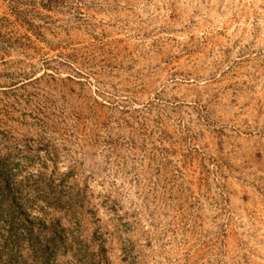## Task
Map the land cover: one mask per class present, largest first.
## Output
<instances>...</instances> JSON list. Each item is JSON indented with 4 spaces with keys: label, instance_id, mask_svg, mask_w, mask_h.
<instances>
[{
    "label": "rangeland",
    "instance_id": "374dc122",
    "mask_svg": "<svg viewBox=\"0 0 264 264\" xmlns=\"http://www.w3.org/2000/svg\"><path fill=\"white\" fill-rule=\"evenodd\" d=\"M4 197L39 264H264V0H0Z\"/></svg>",
    "mask_w": 264,
    "mask_h": 264
},
{
    "label": "trees",
    "instance_id": "16d2710c",
    "mask_svg": "<svg viewBox=\"0 0 264 264\" xmlns=\"http://www.w3.org/2000/svg\"><path fill=\"white\" fill-rule=\"evenodd\" d=\"M7 198H3L0 202L1 206L6 207L7 211L10 212L9 216L18 214L19 212H16L15 206H12V203L15 202L14 199L9 200ZM10 226L11 232L14 233L16 224L13 220H10ZM10 236L13 237L12 234ZM11 237L10 239H0V264H39L37 260L38 252L40 250L41 252L46 251L43 248L49 247L56 254L57 249L54 247L61 242L58 234L52 228H47L43 224L29 223L25 240L15 236L12 241ZM26 251L31 253V260H29L28 255H26L25 259L23 258V253Z\"/></svg>",
    "mask_w": 264,
    "mask_h": 264
}]
</instances>
